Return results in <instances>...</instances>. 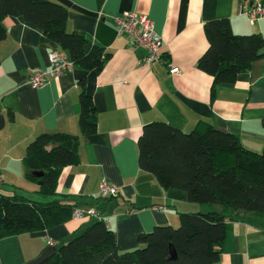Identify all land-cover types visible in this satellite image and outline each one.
I'll return each mask as SVG.
<instances>
[{"label": "crops", "instance_id": "crops-1", "mask_svg": "<svg viewBox=\"0 0 264 264\" xmlns=\"http://www.w3.org/2000/svg\"><path fill=\"white\" fill-rule=\"evenodd\" d=\"M68 12L67 30L82 32L110 54L102 71H70L49 79L39 89L28 77L50 67L48 55L63 52L36 26L20 17L2 22L0 41V193L36 202L60 200L95 216L63 225L0 239V264H26L53 242H68L94 221L102 220L113 232L119 253L141 245L137 237L158 226H175L185 212H218L226 218V238L215 264H264V215L233 213L209 204H193L182 190H164L138 164L137 141L142 128L165 122L185 133L206 122L236 135L247 150L264 151V56L232 84L216 86L196 64L209 47L205 23L228 19L235 35L259 34L264 19L251 21L242 0H49ZM264 6V0H253ZM253 4V5H254ZM145 14L162 38V57L142 67L144 49L118 35L113 16ZM65 54V52H63ZM170 66L178 69L171 74ZM81 82L97 110V131L80 136V163L62 169L56 195L43 198L39 185L25 178L22 158L26 148L43 133L80 135L78 127ZM102 181L115 186L117 195L103 199ZM164 207L165 210H157Z\"/></svg>", "mask_w": 264, "mask_h": 264}, {"label": "trees", "instance_id": "trees-1", "mask_svg": "<svg viewBox=\"0 0 264 264\" xmlns=\"http://www.w3.org/2000/svg\"><path fill=\"white\" fill-rule=\"evenodd\" d=\"M7 17H20L39 28L74 67L84 71L100 73L110 57L84 33L67 30V9L58 3L0 0V41L6 36L2 22ZM203 29L209 47L196 66L213 78V98L216 86L234 83L239 73L264 56V40L259 34H233L228 19L209 21ZM78 101L80 135L40 134L28 144L22 158L25 178L39 185L43 198L56 195L63 168L80 163V136L97 131V110L82 82ZM137 148L140 170L152 174L164 190H182L193 204L264 215V151L245 149L234 133L203 121L188 133L154 122L142 128ZM75 208L77 205L57 199L36 202L0 193V239L63 225L71 220ZM225 220L218 212L182 213L177 228L155 227L137 237L141 247L126 253L117 251L113 232L97 220L68 242L55 246L53 256L42 264H215L226 238ZM170 245L176 252L175 260L168 259Z\"/></svg>", "mask_w": 264, "mask_h": 264}, {"label": "built area", "instance_id": "built-area-1", "mask_svg": "<svg viewBox=\"0 0 264 264\" xmlns=\"http://www.w3.org/2000/svg\"><path fill=\"white\" fill-rule=\"evenodd\" d=\"M248 4L250 0H242ZM251 8L245 10L246 16L255 21L264 19V6L256 3ZM118 35H126L131 37L138 47L146 52V56L139 61L140 66L148 67L151 64L157 63L161 60L163 41L158 36L153 27L152 21L145 14H138L135 12H124L120 15L113 16ZM50 67L47 70L35 71L28 77L27 84L32 89H39L43 87L51 78L61 75L64 72L70 71L74 65L63 52L54 50L48 55ZM171 74H177L176 67L169 68ZM117 188L102 181L99 185V193L101 198L106 199L117 195ZM157 210L164 211V207H156ZM93 209L82 210L75 208L72 211L71 219L80 220L86 216H95ZM53 242L50 245L53 246Z\"/></svg>", "mask_w": 264, "mask_h": 264}, {"label": "water", "instance_id": "water-1", "mask_svg": "<svg viewBox=\"0 0 264 264\" xmlns=\"http://www.w3.org/2000/svg\"><path fill=\"white\" fill-rule=\"evenodd\" d=\"M3 126H4V120L0 116V130L3 128ZM47 150H50V147H48ZM40 174L41 173H35L36 176H40ZM54 252H55L54 247L48 246L40 253V255L38 257L29 261L26 264H42L43 262L48 260L50 257H52ZM168 259L169 260H175L176 259V252H175L172 245H170V249H169V253H168Z\"/></svg>", "mask_w": 264, "mask_h": 264}, {"label": "rangeland", "instance_id": "rangeland-1", "mask_svg": "<svg viewBox=\"0 0 264 264\" xmlns=\"http://www.w3.org/2000/svg\"><path fill=\"white\" fill-rule=\"evenodd\" d=\"M192 212H185V214H191ZM193 213H195V212H193ZM197 213V212H196ZM179 226V223H178V225H175V226H172V227H174V228H177ZM81 233V232H80ZM79 233V234H80ZM77 236V235H76Z\"/></svg>", "mask_w": 264, "mask_h": 264}]
</instances>
